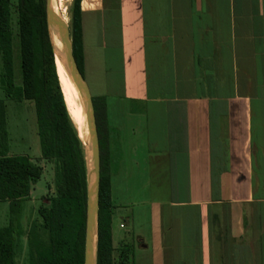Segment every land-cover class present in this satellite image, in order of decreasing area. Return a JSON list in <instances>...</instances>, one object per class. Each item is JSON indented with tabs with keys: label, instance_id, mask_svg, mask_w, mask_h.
Returning a JSON list of instances; mask_svg holds the SVG:
<instances>
[{
	"label": "crops",
	"instance_id": "1",
	"mask_svg": "<svg viewBox=\"0 0 264 264\" xmlns=\"http://www.w3.org/2000/svg\"><path fill=\"white\" fill-rule=\"evenodd\" d=\"M80 12L83 78L119 133L114 263L129 245V264H264V0ZM154 176L166 196L138 198Z\"/></svg>",
	"mask_w": 264,
	"mask_h": 264
},
{
	"label": "trees",
	"instance_id": "2",
	"mask_svg": "<svg viewBox=\"0 0 264 264\" xmlns=\"http://www.w3.org/2000/svg\"><path fill=\"white\" fill-rule=\"evenodd\" d=\"M45 1L0 0V201L13 204L27 200L42 175L40 166L29 158L8 155L5 101L33 103L41 160L52 168L51 196L47 204L38 208V220L22 229L11 217L9 225L0 228V264H84V147L59 86ZM80 2L71 0L68 24L72 55L83 76ZM55 34L59 46L57 28ZM92 104L100 153L96 264H115L112 241L115 207L110 177L119 149V133L107 122L105 98L92 97ZM78 111L86 130L79 108ZM23 239L25 246L21 243ZM131 252L129 245L122 246L117 264H129Z\"/></svg>",
	"mask_w": 264,
	"mask_h": 264
},
{
	"label": "rangeland",
	"instance_id": "3",
	"mask_svg": "<svg viewBox=\"0 0 264 264\" xmlns=\"http://www.w3.org/2000/svg\"><path fill=\"white\" fill-rule=\"evenodd\" d=\"M67 2V20L69 23L68 9L71 0H68ZM53 3L55 5L56 1L53 0ZM16 75L18 76V72H16ZM5 106L8 155L25 156L29 158L31 161L37 163L40 166L42 169V175L34 185L30 197L27 200H21L13 204H10L7 201H0V228L7 227L9 225L10 218L13 217L18 221V224L22 229H27L33 221L38 220V208L43 204H47L48 197L51 196L52 190L50 183L52 168L49 164L41 160L39 138L37 135L36 115L33 103L29 101L21 103L5 101ZM117 168L118 164L115 165L116 171ZM149 181L150 184L148 185L147 191L146 189H144L145 191L139 189L136 191L135 188L137 189L141 185H134V190L138 192L135 193L138 195V198L142 200L163 199L166 196L167 191L166 186L163 183V179H158L156 176H154L149 179ZM114 224L116 232L115 236L117 237V234L120 235L123 230L118 229L119 222L117 219H115ZM126 228L129 229V226H126ZM129 230L131 233V229ZM21 243L25 246L24 239L21 241ZM19 257L20 255L18 258ZM131 257L130 260L133 262V258Z\"/></svg>",
	"mask_w": 264,
	"mask_h": 264
},
{
	"label": "water",
	"instance_id": "4",
	"mask_svg": "<svg viewBox=\"0 0 264 264\" xmlns=\"http://www.w3.org/2000/svg\"><path fill=\"white\" fill-rule=\"evenodd\" d=\"M45 8L47 29L55 66L56 55L49 33L50 23L55 28H57L58 36L60 38V47L57 51L58 58L60 60L62 68L64 69L66 75L73 84L75 91L77 92L80 103L85 113L88 144L87 146H85L82 143L84 147V160L86 170V220L84 241V264H96L100 153L92 97L90 95V92L84 81L83 76L80 74L77 68L76 62L72 55V43L70 38L68 21H65L63 17L59 14L52 0L45 1ZM56 74L59 80L57 71ZM59 86L64 99V93L60 85V80Z\"/></svg>",
	"mask_w": 264,
	"mask_h": 264
},
{
	"label": "bare ground",
	"instance_id": "5",
	"mask_svg": "<svg viewBox=\"0 0 264 264\" xmlns=\"http://www.w3.org/2000/svg\"><path fill=\"white\" fill-rule=\"evenodd\" d=\"M67 1L68 0H56V3H55L56 10L58 12L61 10V16L63 17L65 21H68L67 20V3H68ZM50 36H51V40H52L55 55H56L55 56V62H56L55 67H56V71L59 76L60 85L64 93V99H65L66 108H67L69 117L76 128V131L78 133V136L81 142L85 146H87L88 135H87V128H86L85 113L80 103L77 92L75 91L73 84L71 83L70 79L66 75L64 69L62 68L60 60L58 58L57 51H58V48L60 47V38H59V46H58L57 38L55 34V28L51 23H50ZM78 108L82 114L86 130L84 129V126L82 124V120H81Z\"/></svg>",
	"mask_w": 264,
	"mask_h": 264
}]
</instances>
